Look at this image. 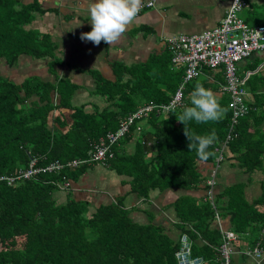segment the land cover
I'll list each match as a JSON object with an SVG mask.
<instances>
[{
  "label": "trees",
  "instance_id": "obj_1",
  "mask_svg": "<svg viewBox=\"0 0 264 264\" xmlns=\"http://www.w3.org/2000/svg\"><path fill=\"white\" fill-rule=\"evenodd\" d=\"M14 4L12 0H0V60L11 68L22 55L38 60L52 56L54 48L47 37L25 29L33 20L34 6L16 9ZM171 58L169 54L165 61L169 71L162 74L161 91L154 89L158 83L154 82L156 75L150 64L129 72L122 70L114 82L96 76L95 94L110 107L91 113L83 107L70 108L75 86L66 79L58 80L55 85L27 79L17 85L0 76V178L13 177L30 159H36L38 165L86 160L92 145L106 133L115 131L119 122L138 107L150 102L168 103L183 79V70L173 66ZM126 74L131 78L123 81ZM222 82L221 70L203 69L202 75L186 84L181 109L167 114L152 113L141 122L146 121L150 129L142 127L137 136L132 128L114 147L116 157L103 164L126 177L130 192L142 199H147L154 190L189 191L205 183L202 202L182 195L174 208L179 219L177 227L192 242L193 255L202 256L207 262L215 261L221 234L211 226L218 208L213 189L212 199L206 195L207 180L198 164L214 165L215 155L207 162L200 161L195 149L188 150L184 127L193 136L215 132L216 142L208 149L215 151L225 138L230 121L228 99L217 95ZM196 84L210 89L217 98L223 109L219 121L201 124L189 121L183 125L176 119L184 107L191 106L189 97ZM53 93H57V105L52 101ZM254 94L255 104L239 120L236 137L227 144L228 150L238 154L236 159L246 172L260 166L264 155L263 145L248 142L252 137L249 127L264 119V95ZM56 108L72 110L69 126L61 118L51 128L48 126L49 116ZM133 136L134 152L126 154L123 146ZM93 165L96 164L65 167L58 174L40 175L36 180L11 185L6 179L0 180V264H177L174 255L179 240H172L159 225L132 223L122 199L101 205L94 212L90 211L88 202L77 201L70 195L63 204L57 201L58 185L76 183ZM228 191L231 194L228 211L234 219L241 218L233 209L239 204L242 190ZM262 215L257 217L264 223ZM198 238L205 241L201 247L195 243Z\"/></svg>",
  "mask_w": 264,
  "mask_h": 264
},
{
  "label": "crops",
  "instance_id": "obj_2",
  "mask_svg": "<svg viewBox=\"0 0 264 264\" xmlns=\"http://www.w3.org/2000/svg\"><path fill=\"white\" fill-rule=\"evenodd\" d=\"M12 1L16 9L34 6L33 20L25 29L45 35L54 50L52 56L40 60L22 55L13 67L6 65V72L2 76L17 85L31 77L53 85L58 80L66 79L75 86L70 108L83 107L85 112L91 113L110 107L109 103L95 94L98 75L114 82L122 70L129 72L150 64L153 68L152 73L156 75L154 82L158 83L154 89L161 91L164 88L162 74L169 71L165 62L169 57L166 41L178 35H199L216 27L231 0H143L142 5L148 2H153L154 5L140 10L119 42L106 45L102 41L98 46L91 41L85 42L80 39L81 33L91 31L89 0ZM245 1L248 8L241 13V18L250 25L263 24L264 0ZM1 61L4 62L3 65L6 64L4 60H0V63ZM257 61H261V64L256 72L264 71V52L253 53L240 63V67L238 66L240 74L248 73L245 86L249 106H253L257 100L254 92L264 95V75L259 76L258 81L252 82V75L256 72L251 66ZM130 78V75L126 74L123 81ZM217 95L222 96L218 92ZM54 98V105H57L59 101L57 93L52 94V101ZM71 109L56 108L49 116L48 126L51 128L58 118L69 126ZM258 110L259 108H256L255 112ZM144 124V129L149 130L146 121ZM248 130L252 136L248 142L264 146V119L250 126ZM134 136L123 146L126 154L134 152ZM237 156L238 154L225 150V159L218 170L216 186L213 188L219 217L217 220L214 218L211 226L220 233L223 231L235 236L231 242L232 264H264V255L260 260H255L246 254L256 244L264 249V223L260 221L261 217H257L264 213V155L261 157L260 166L252 172H246L240 167ZM212 166L210 163L198 164L205 181L210 176ZM126 181H128L126 177L118 175L110 168L93 165L76 183H72L69 191L59 188L60 191L55 194V198L62 204L69 195L77 201H86L91 212L101 205H109L117 199H122L132 223L159 225L166 235L178 241L181 231L177 227L179 219L174 208L176 200L182 195H188L202 202L205 196V183H201L198 188L189 191L176 188L154 190L149 193L147 199H142L130 192ZM234 188L242 190L238 199L239 204L233 209L240 213L241 218L236 219L228 211V200L231 197L228 196L231 195L228 190ZM195 243L197 247H201L205 241L198 238ZM206 264L217 263L211 260Z\"/></svg>",
  "mask_w": 264,
  "mask_h": 264
},
{
  "label": "built area",
  "instance_id": "obj_3",
  "mask_svg": "<svg viewBox=\"0 0 264 264\" xmlns=\"http://www.w3.org/2000/svg\"><path fill=\"white\" fill-rule=\"evenodd\" d=\"M154 4L148 2L142 8H150ZM245 0H231L230 5L220 20L219 24L199 35H178L170 37L166 41V49L172 56L173 66L183 70L182 82L178 85L170 101L166 104L148 103L138 107L134 112L119 122L118 128L113 132H108L94 143L89 151L86 160H72L66 164L51 162L46 165H38L36 159H30L29 165L24 170H18L13 177H1L0 180H7V184L30 180L40 175L58 174L65 167L77 168L81 164L103 165L107 160L116 157L114 147L119 141L130 133V130L138 135L142 132V121L148 119L152 113L167 114L168 106L175 104L176 110L184 106V91L186 84L202 75L203 69L221 70L223 82L218 88V93L228 99V109L230 111V121L228 131L223 141L215 148L214 165L210 171V176L206 181L208 189L206 195L212 199V189L216 185V177L227 144L236 137L235 129L238 122L250 112L247 103L246 80L248 73H239L238 64L248 59L255 52H264V23L250 25L239 17L243 9H247ZM55 102V98L53 103ZM55 104V103H54ZM175 110V111H176ZM61 190H68L70 182L58 185ZM217 220L218 210L214 215ZM221 243L216 248V263L232 264L231 242L234 235L221 231ZM192 242L186 235L179 237V248L175 252L177 264H206L207 261L202 256L193 255ZM255 260H260L264 255V249L256 244L251 250L246 252Z\"/></svg>",
  "mask_w": 264,
  "mask_h": 264
},
{
  "label": "clouds",
  "instance_id": "obj_4",
  "mask_svg": "<svg viewBox=\"0 0 264 264\" xmlns=\"http://www.w3.org/2000/svg\"><path fill=\"white\" fill-rule=\"evenodd\" d=\"M143 0H89L88 13L91 24V31L81 33L82 41H91L98 46L102 41L106 45H113L119 42L128 26L137 18L142 8ZM190 104L183 108L182 114L176 119L185 125L189 121L197 124L219 121L223 116V109L218 103L210 89L201 84H196L190 93ZM176 105L168 106L167 111L174 113ZM184 134L189 143L188 150H196L198 159L207 162L215 155L208 149L216 142L215 132L208 135H190L184 127Z\"/></svg>",
  "mask_w": 264,
  "mask_h": 264
},
{
  "label": "rangeland",
  "instance_id": "obj_5",
  "mask_svg": "<svg viewBox=\"0 0 264 264\" xmlns=\"http://www.w3.org/2000/svg\"><path fill=\"white\" fill-rule=\"evenodd\" d=\"M245 9H243L240 13H239V17L241 18V16H242V12L244 11ZM249 24V23H248ZM252 25V24H251ZM2 63H0V76H2L5 72H6V65L4 64L3 65V61H1ZM261 64V61H257V63H253V66H251V68L252 69H255L254 70V72H256V70H257V68H258V66ZM240 65V63L238 64V66ZM240 67V66H239ZM248 72V71H247ZM258 73H259V75H258ZM258 73L256 72L255 74H253L252 75V82H256V81H258V79H259V76H261V75H264V71H258ZM256 75V76H255ZM258 75V76H257ZM2 77H4V76H2ZM31 82H34V83H36L39 79H37V78H34V77H31V78H28ZM142 126H143V128H144V126H145V124L144 123H142ZM30 162V161H29ZM29 162H28V165H29ZM27 165V166H28ZM26 166V167H27ZM26 167L25 168H19V169H17V171L18 170H24V169H26ZM38 178V177H37ZM37 178H31L30 180H36ZM23 181H25V180H23Z\"/></svg>",
  "mask_w": 264,
  "mask_h": 264
}]
</instances>
